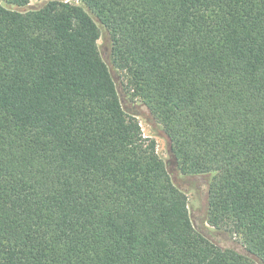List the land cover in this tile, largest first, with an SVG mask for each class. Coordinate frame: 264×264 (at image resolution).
Masks as SVG:
<instances>
[{
    "label": "trees",
    "instance_id": "obj_1",
    "mask_svg": "<svg viewBox=\"0 0 264 264\" xmlns=\"http://www.w3.org/2000/svg\"><path fill=\"white\" fill-rule=\"evenodd\" d=\"M0 3V264H264V0ZM207 183L191 219L101 56Z\"/></svg>",
    "mask_w": 264,
    "mask_h": 264
},
{
    "label": "rangeland",
    "instance_id": "obj_2",
    "mask_svg": "<svg viewBox=\"0 0 264 264\" xmlns=\"http://www.w3.org/2000/svg\"><path fill=\"white\" fill-rule=\"evenodd\" d=\"M46 1L47 0H30L26 7H36ZM67 1L74 4H81L79 0ZM0 3L5 4L3 0H0ZM93 18L101 27V24L96 20V18L94 16ZM107 36V32L101 27V37L98 40L99 50L102 58L108 65L109 70L115 79L121 103L128 111L136 113L143 135L155 140L156 151L166 163L167 169L173 181L187 193L190 216L194 226L198 230H201L209 239L219 246L224 248H233L242 253H246V250L238 236L231 235L230 233L222 230H217L206 223L204 218L206 214L207 181L204 178L194 180L192 177H184L179 173L170 151L169 138L165 134L162 126L153 118L148 108L140 100L132 99L130 95L126 93V78L123 72L119 71L112 62Z\"/></svg>",
    "mask_w": 264,
    "mask_h": 264
}]
</instances>
